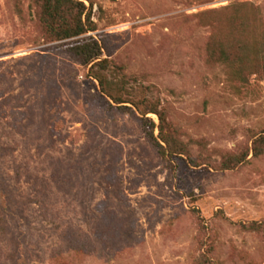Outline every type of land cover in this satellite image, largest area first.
Masks as SVG:
<instances>
[{
	"label": "rangeland",
	"instance_id": "rangeland-1",
	"mask_svg": "<svg viewBox=\"0 0 264 264\" xmlns=\"http://www.w3.org/2000/svg\"><path fill=\"white\" fill-rule=\"evenodd\" d=\"M236 3L264 20V0L84 1L83 37L147 89L194 166L163 161L130 104L138 118L106 104L35 0H0V264H264V234L246 228L264 223V156L213 168L264 131V79L242 98L206 60L209 12Z\"/></svg>",
	"mask_w": 264,
	"mask_h": 264
},
{
	"label": "trees",
	"instance_id": "trees-1",
	"mask_svg": "<svg viewBox=\"0 0 264 264\" xmlns=\"http://www.w3.org/2000/svg\"><path fill=\"white\" fill-rule=\"evenodd\" d=\"M84 1L35 0L40 7L39 23L47 38L67 41L63 44L67 54L74 61L90 66L89 77L98 83L99 92L107 98L108 106L132 117L138 118L136 112L142 116L138 119L146 138L163 161L184 156L194 166H201L192 159L188 146L180 140L178 131L170 126L165 112L147 99V89L138 85L136 79L121 75V69L112 66L110 61L101 59L103 49L93 37H83L95 30L92 7H86ZM209 13L215 17L209 24L211 36L205 48L207 63L227 68V84L237 96L247 98L257 94L259 82L264 79V20L259 9L251 4L236 3ZM139 96H142L141 99H138ZM126 104H130L136 112ZM147 114L156 115L159 124L155 125L146 118ZM155 130L158 131L157 136ZM250 153L254 159L264 156V131L252 136L250 148L246 146L237 152L223 153L218 166L213 168L235 170L248 161ZM246 228L264 234V223L253 222ZM83 250L78 248L74 252L84 253ZM53 259L54 264L74 263L73 259L62 255Z\"/></svg>",
	"mask_w": 264,
	"mask_h": 264
}]
</instances>
